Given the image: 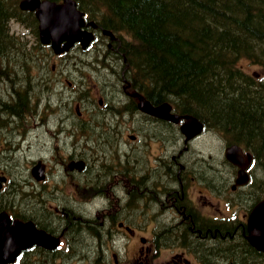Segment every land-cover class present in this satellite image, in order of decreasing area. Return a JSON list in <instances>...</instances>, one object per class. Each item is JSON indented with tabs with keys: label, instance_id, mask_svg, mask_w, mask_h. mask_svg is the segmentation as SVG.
<instances>
[{
	"label": "flooded vegetation",
	"instance_id": "af4514ba",
	"mask_svg": "<svg viewBox=\"0 0 264 264\" xmlns=\"http://www.w3.org/2000/svg\"><path fill=\"white\" fill-rule=\"evenodd\" d=\"M12 23L25 27L21 37L30 29L39 32L35 11ZM86 28L95 33L87 47L76 42L57 53L41 44L48 57L18 59L22 88L16 92L13 75L11 113L0 106V130H8L0 154L7 161L14 157L5 147L10 142L36 149L24 167L22 202L0 206V212L32 221L60 240L56 249L34 244L24 255L95 254L105 259L100 264H264L249 229L253 209L264 200V172L254 150L237 143L244 156L236 164L224 152L235 142L221 128L202 121L201 131L190 137L182 130L189 113L172 105L171 112L180 115L174 121L146 111L140 95L154 106L163 102L126 75L121 45L113 42L117 36L98 24ZM25 49L32 55L29 44ZM29 62L36 63L34 72ZM30 116L39 121L31 125ZM207 137L213 147L205 144ZM6 176L4 198L17 193L6 189ZM85 228L96 231L79 251L75 242L82 241ZM127 238L135 242L128 257ZM229 252L234 258H227Z\"/></svg>",
	"mask_w": 264,
	"mask_h": 264
},
{
	"label": "trees",
	"instance_id": "16d2710c",
	"mask_svg": "<svg viewBox=\"0 0 264 264\" xmlns=\"http://www.w3.org/2000/svg\"><path fill=\"white\" fill-rule=\"evenodd\" d=\"M19 2L0 0V79L11 80L18 59L26 58L15 55L26 43L11 32L13 18L24 16ZM77 5L86 19L117 36L113 42L121 45L126 75L140 91L221 128L229 143L251 147L264 172V0H77ZM244 59L260 71H246ZM15 80L18 92L22 80ZM11 89V83L0 87L6 113L14 99ZM22 194L20 189L0 195V206L18 203ZM94 231L83 233L92 240ZM55 258L30 264H54ZM19 264H28L25 255Z\"/></svg>",
	"mask_w": 264,
	"mask_h": 264
},
{
	"label": "water",
	"instance_id": "95a60500",
	"mask_svg": "<svg viewBox=\"0 0 264 264\" xmlns=\"http://www.w3.org/2000/svg\"><path fill=\"white\" fill-rule=\"evenodd\" d=\"M20 7L24 10H34L39 20V36L41 42L51 44L55 52L66 50L74 43L80 42L87 47L94 40V32L86 28L96 27L93 20L86 22L84 12L78 7L76 0H20ZM104 33L114 38L112 31L105 29ZM142 107L157 116L178 121L180 115L172 113V105L164 101L154 106L143 95ZM202 123L193 115H188L182 130L187 136H193L200 132ZM226 156L232 162L239 164L244 153L238 144L226 148ZM247 163L251 160L248 155ZM242 167L240 171H244ZM6 176L0 174V188ZM249 229L252 243L264 252V200L259 202L253 209L249 219ZM34 244L55 249L59 239L44 230L37 229L34 223L14 220L11 222L6 212H0V264L14 263L18 255Z\"/></svg>",
	"mask_w": 264,
	"mask_h": 264
},
{
	"label": "rangeland",
	"instance_id": "374dc122",
	"mask_svg": "<svg viewBox=\"0 0 264 264\" xmlns=\"http://www.w3.org/2000/svg\"><path fill=\"white\" fill-rule=\"evenodd\" d=\"M12 27L11 28V32L15 31V35L19 36V32L20 33H25V27L21 26L19 24L16 23H12ZM28 37L24 36L21 37L22 40L27 44H29L31 50L33 51L32 55H24L22 52H18L15 53L16 56L18 57H26V58H30V59H40V58H45L48 57L47 55L43 57L42 55V48H41V44L39 43V41H37L36 39V34L34 33V31L32 29L29 30ZM26 50V49H25ZM45 54V53H44ZM13 63V62H12ZM19 64V63H18ZM30 66L32 67V72L35 71L36 69V63H30ZM241 64L243 65V68L250 72V73H255L260 71V68L257 65L252 64L250 61L244 59L242 60ZM11 67H13V64L11 65ZM14 68V67H13ZM23 68L21 64H19V66L17 68H14L15 70L12 71H16L15 73V78L18 80L20 78H22L24 76V72H23ZM0 87L3 88V90H6L7 88H10V81L9 79H0ZM4 93H2L0 91V96L2 97ZM7 94V92H6ZM4 98V97H3ZM6 98V97H5ZM4 98V99H5ZM1 112V111H0ZM35 116H30L29 120L31 122V125L33 123H35L36 121L38 122L39 120L35 119ZM7 133L8 130L7 129H3L0 130V147L2 146V140L7 138ZM28 133L32 134L29 139L30 140H36L38 139V136L36 134V131L34 128L30 129L28 131ZM224 141V140H223ZM205 144L207 146H212L213 147V142L212 140H210V138H206V141H204ZM5 145V142L3 143ZM28 143L23 142L21 143L20 147H22V149L16 144V143H11L8 145H5L6 148H8L9 150H11V152H9V154H11L12 156H14L13 158L10 157V160L7 161V158L4 155L0 154V172H4L5 174L9 175L10 179H9V184L7 185L6 189H11L13 188L14 190H20L22 189L23 186V181H24V167L25 164L27 162V156L33 154L34 152H36L35 147H29L28 148ZM34 145V144H32ZM27 146V147H25ZM225 141L223 144V148L225 150ZM34 151V152H33ZM19 186H21V188L19 189ZM20 201L22 202L23 199V194L22 196L20 195ZM19 201V202H20ZM78 208V207H77ZM79 210L81 208H78ZM89 239L86 238V236H83L82 241H78L75 242V246L79 247V251H81L82 249H86V243L88 242ZM134 239H129L127 238L126 241V246L128 248L129 254H126V257H128L129 255L132 256L133 253V248H134ZM115 246H117V244H115ZM84 247V248H83ZM124 248H120L122 254H125V250H123ZM55 258V257H53ZM130 259V258H129ZM31 260H37L38 262L42 263L45 260V257H39V256H29V259L25 258V263L27 262L28 264L31 263ZM80 260V261H79ZM54 264H100V263H104L105 259L104 258H98L95 254H91L90 256L85 257L84 255H80L77 258H70V257H56L53 260Z\"/></svg>",
	"mask_w": 264,
	"mask_h": 264
},
{
	"label": "bare ground",
	"instance_id": "6f19581e",
	"mask_svg": "<svg viewBox=\"0 0 264 264\" xmlns=\"http://www.w3.org/2000/svg\"><path fill=\"white\" fill-rule=\"evenodd\" d=\"M153 195V194H152ZM160 203V202H159ZM96 239V238H95ZM84 248V247H83ZM80 261V260H79ZM49 264V263H48Z\"/></svg>",
	"mask_w": 264,
	"mask_h": 264
}]
</instances>
